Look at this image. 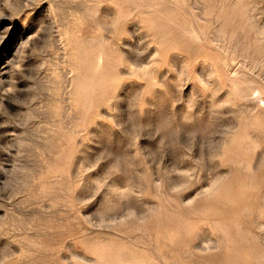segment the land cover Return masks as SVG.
Returning a JSON list of instances; mask_svg holds the SVG:
<instances>
[{"label":"rangeland","instance_id":"374dc122","mask_svg":"<svg viewBox=\"0 0 264 264\" xmlns=\"http://www.w3.org/2000/svg\"><path fill=\"white\" fill-rule=\"evenodd\" d=\"M0 264H264V0H0Z\"/></svg>","mask_w":264,"mask_h":264}]
</instances>
